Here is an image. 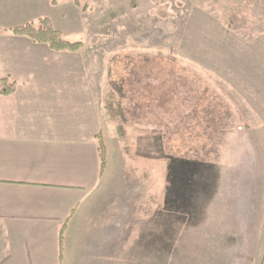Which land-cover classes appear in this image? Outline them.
<instances>
[{
  "label": "rangeland",
  "instance_id": "obj_1",
  "mask_svg": "<svg viewBox=\"0 0 264 264\" xmlns=\"http://www.w3.org/2000/svg\"><path fill=\"white\" fill-rule=\"evenodd\" d=\"M42 1L0 0L1 75L42 56L10 32L38 24L29 17L47 13ZM57 2L55 28L83 43L73 70L47 63L17 85L113 82L125 133L112 121L100 132L108 171L65 228L63 264H260L264 217L249 211L264 200V0Z\"/></svg>",
  "mask_w": 264,
  "mask_h": 264
},
{
  "label": "crops",
  "instance_id": "obj_2",
  "mask_svg": "<svg viewBox=\"0 0 264 264\" xmlns=\"http://www.w3.org/2000/svg\"><path fill=\"white\" fill-rule=\"evenodd\" d=\"M51 2L43 0L47 13L29 21L50 18L56 27L50 9L59 5ZM25 38L20 37L19 46L40 50L42 56L16 58L22 61L7 67L0 79L34 84L45 76V65L54 62L59 65L56 74H71V59L78 52H56ZM107 92L21 90L19 84L13 95L0 96V264H63L61 232L91 201L108 171L101 175L97 139L111 121L105 110ZM250 208L251 215L264 217V200ZM236 211L232 206L226 213L234 220L231 212Z\"/></svg>",
  "mask_w": 264,
  "mask_h": 264
},
{
  "label": "trees",
  "instance_id": "obj_3",
  "mask_svg": "<svg viewBox=\"0 0 264 264\" xmlns=\"http://www.w3.org/2000/svg\"><path fill=\"white\" fill-rule=\"evenodd\" d=\"M55 4V2H53ZM7 30L0 28V35L6 33ZM17 37H27L37 44H46L49 48L56 52L77 53L83 48L82 42H70L64 39L60 30H57L49 18L38 19V24L34 22L28 23L21 27H16L10 30ZM112 89L108 90L105 101V110L110 120L116 124L118 136L125 140L124 133V114L120 105L122 99L121 91L113 86V82L109 84ZM17 90V85L9 78L0 79V96H11ZM98 139V152L101 163V175L104 174L107 165V147L104 141V136L100 133ZM66 225L61 232V245L63 244V235Z\"/></svg>",
  "mask_w": 264,
  "mask_h": 264
}]
</instances>
